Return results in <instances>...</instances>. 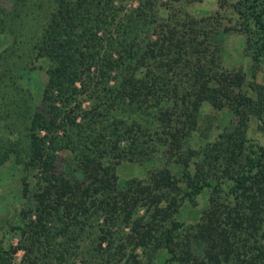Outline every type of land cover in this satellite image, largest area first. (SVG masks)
I'll use <instances>...</instances> for the list:
<instances>
[{
	"label": "trees",
	"instance_id": "1",
	"mask_svg": "<svg viewBox=\"0 0 264 264\" xmlns=\"http://www.w3.org/2000/svg\"><path fill=\"white\" fill-rule=\"evenodd\" d=\"M137 1L0 0V165L30 198L0 219V264H264V0L236 2L245 70L220 64L213 15ZM205 103L234 118L204 141Z\"/></svg>",
	"mask_w": 264,
	"mask_h": 264
},
{
	"label": "rangeland",
	"instance_id": "2",
	"mask_svg": "<svg viewBox=\"0 0 264 264\" xmlns=\"http://www.w3.org/2000/svg\"><path fill=\"white\" fill-rule=\"evenodd\" d=\"M124 9L132 8L137 4V0H123ZM162 3H165L168 6L170 3L174 7H180L182 12H187L190 15L201 16V15H213L214 24L212 27V33L210 40L212 43L217 45V55L219 56V62L222 66L229 69H243L247 67V57L244 54V33L238 28V21L241 20L239 12L236 8L237 0H227L223 5L219 0H161ZM3 37L0 36V47L3 44ZM248 73V70H247ZM43 73L39 72L38 77L42 78ZM247 74L246 78H249ZM44 80V77H43ZM255 80L258 82L264 83V64L256 71ZM234 118L231 113L225 108L219 109L215 108L212 105L205 103L200 112V127L206 130L208 136L204 139H211L214 136H217L219 131L223 127L230 125V122ZM255 121L251 122L252 128L255 125ZM256 131V132H255ZM256 136L264 142V131L256 128L254 132ZM198 142L199 139L197 138ZM158 155L154 156L158 162L162 161L164 156ZM70 154L68 152H60L58 157V169L65 168L68 164V157ZM71 164V162H69ZM73 164V163H72ZM125 174L131 172L130 166L123 168ZM24 174V171L21 167L9 162L3 165H0V219H3L7 213H10L13 209V205L20 207L23 203L30 201L29 197H23L20 189L22 186L21 175ZM29 179L32 184V189L35 187V178L29 176ZM31 193V192H30ZM29 193V194H30ZM196 205H186L183 208L185 213V218L189 214H194L195 211H198L202 206L207 205V192L203 195H199L196 198ZM12 241L16 244L18 241V236H14ZM23 250L19 248L13 255V264H18Z\"/></svg>",
	"mask_w": 264,
	"mask_h": 264
}]
</instances>
